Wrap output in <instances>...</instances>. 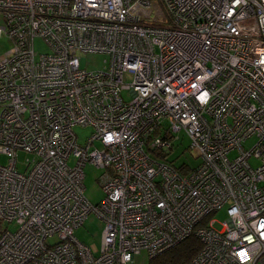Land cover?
Returning a JSON list of instances; mask_svg holds the SVG:
<instances>
[{"label": "built area", "instance_id": "obj_1", "mask_svg": "<svg viewBox=\"0 0 264 264\" xmlns=\"http://www.w3.org/2000/svg\"><path fill=\"white\" fill-rule=\"evenodd\" d=\"M0 13V264H126L190 235L202 246L187 264H264V0H0ZM79 53L106 67L81 69ZM74 126L93 129L85 145ZM180 131L199 158L184 174L167 159ZM86 164L102 169L95 206ZM92 213L96 255L74 237Z\"/></svg>", "mask_w": 264, "mask_h": 264}, {"label": "rangeland", "instance_id": "obj_2", "mask_svg": "<svg viewBox=\"0 0 264 264\" xmlns=\"http://www.w3.org/2000/svg\"><path fill=\"white\" fill-rule=\"evenodd\" d=\"M158 4L157 1H154ZM4 26V19L0 13V27ZM12 47V42L2 35L0 38V58L4 56ZM34 51L36 57L40 54L49 53L50 49L48 45L41 39L37 38L34 41ZM79 64L80 68L87 71H98L106 67L108 56L102 53H79ZM124 82L129 83L131 78L129 75L124 76ZM122 98L124 101H129L131 96L127 90L121 92ZM73 132L77 136L78 144L85 145L87 140L93 134V129L90 126H74ZM179 137V140H176L174 143V149L169 151L167 154V159L172 161L175 166L180 167L183 165L188 166L189 168H195L199 164V158L189 150V140L183 132H178L176 134ZM255 142V138H250L243 143V147L248 149ZM31 158L30 155L23 152L17 153V169L19 172H24L26 168V159ZM76 159L71 156L68 160L70 166H74ZM0 163L2 165L7 164V157L5 155L0 156ZM257 160H251L252 165H257ZM84 172V196L85 198L93 205H97L103 197V192L101 186L98 182V177L100 176L102 169L95 167L92 164H86L83 168ZM227 206H224L222 209L214 213L210 220L213 221L212 227L215 230L222 229V223L227 220L226 214ZM14 225H10V229L14 230ZM103 223L102 221L94 214L88 215L84 220L83 224L74 230V237L84 245L90 247L94 254L96 255L101 243V233H102ZM55 242L52 240L51 243ZM149 257L145 252L136 254L133 260L126 264H148Z\"/></svg>", "mask_w": 264, "mask_h": 264}, {"label": "trees", "instance_id": "obj_3", "mask_svg": "<svg viewBox=\"0 0 264 264\" xmlns=\"http://www.w3.org/2000/svg\"><path fill=\"white\" fill-rule=\"evenodd\" d=\"M181 173H186L191 169L186 165L177 167L169 161ZM204 221L202 224H205ZM201 243L194 235H190L171 248L165 249L153 257H149L148 264H187L201 250Z\"/></svg>", "mask_w": 264, "mask_h": 264}]
</instances>
